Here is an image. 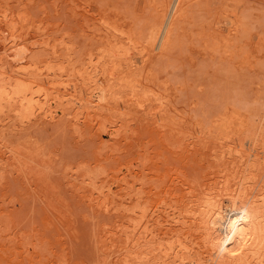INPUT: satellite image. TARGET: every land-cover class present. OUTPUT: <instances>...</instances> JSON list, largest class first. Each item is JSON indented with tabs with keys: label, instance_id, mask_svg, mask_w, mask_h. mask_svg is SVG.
Segmentation results:
<instances>
[{
	"label": "rangeland",
	"instance_id": "1",
	"mask_svg": "<svg viewBox=\"0 0 264 264\" xmlns=\"http://www.w3.org/2000/svg\"><path fill=\"white\" fill-rule=\"evenodd\" d=\"M163 4L0 0V89L16 97L8 102V93L0 94V141L24 147L21 159H0V264H141L136 256L144 228L165 254L180 239L196 259L215 264L192 207L209 190L226 199V187L242 179L258 194L264 0L188 4L171 49L149 66L141 53L161 22ZM122 31L128 36L120 37ZM113 51L128 52L130 60L113 58ZM134 61L140 69L132 74L149 79H108L113 68L129 72ZM73 85L79 98L91 99L103 87L111 98L100 108L79 104ZM19 92L27 99L33 93L34 103L22 106Z\"/></svg>",
	"mask_w": 264,
	"mask_h": 264
},
{
	"label": "bare ground",
	"instance_id": "2",
	"mask_svg": "<svg viewBox=\"0 0 264 264\" xmlns=\"http://www.w3.org/2000/svg\"><path fill=\"white\" fill-rule=\"evenodd\" d=\"M202 0H164L163 4V14L161 15V22L158 25V27L152 32V36L150 34V40L151 43L148 47H145L143 49L142 53L141 51L139 53L144 54L146 53V59L144 58V62L148 63L150 66L153 58L155 60L160 56L165 55L172 47L173 45V36L175 29L177 27L178 21H180V18L184 15V12L190 3H195V2H200ZM200 5V3L198 4ZM197 7V6H196ZM194 7V8H196ZM124 29V28H123ZM118 32V30H116ZM129 32V31H128ZM126 37L128 36L126 32L122 31L120 32V37ZM130 36V35H129ZM113 39V38H111ZM116 39V38H115ZM128 42L133 46L137 47L138 44L137 42L134 43L132 38L128 37L126 38ZM114 40V39H113ZM110 44V40L108 41ZM139 43V42H138ZM107 44V43H106ZM116 47V46H115ZM123 48V47H122ZM194 50V49H193ZM109 54V52H107ZM106 53V54H107ZM107 54V55H108ZM129 53L124 51V54L122 51H113L111 56L113 58H125L130 60V56L128 55ZM100 55V54H99ZM157 57V58H156ZM92 58V57H91ZM117 60V59H116ZM127 60V61H128ZM132 60V59H131ZM143 60V59H142ZM149 60V62H148ZM100 61V60H99ZM93 62V61H91ZM143 62V61H141ZM143 62V63H144ZM154 62V61H153ZM152 62V63H153ZM126 63V62H125ZM150 63V64H149ZM92 65V64H91ZM138 61H134L130 65V71L125 72L122 70L120 67L113 68L111 75V78H108L109 80H116V81H121V83H131L137 80V82L145 81L147 78L149 79V74L146 73L142 77V80L137 79L135 75L132 74V71H136L138 73ZM146 64V66L148 67ZM152 65V64H151ZM146 67V68H147ZM51 68V67H50ZM138 68V69H137ZM26 69V68H25ZM136 69V70H135ZM21 70V69H20ZM54 70V69H53ZM86 70V69H85ZM110 70V69H109ZM23 71V70H22ZM25 71V70H24ZM23 71V73H24ZM99 71V70H98ZM150 71V70H149ZM100 72V71H99ZM145 72V71H144ZM154 73V72H153ZM3 74V73H2ZM98 74V73H97ZM121 74L120 77H117V75ZM132 74L134 77H132ZM135 74V73H134ZM49 75V74H48ZM53 75V74H52ZM17 76V75H16ZM55 76V75H54ZM74 77V76H73ZM109 77V76H108ZM8 79V78H7ZM10 79V78H9ZM95 80V79H94ZM98 80V79H97ZM5 81V80H4ZM10 81V80H9ZM18 81V80H15ZM88 81V80H86ZM99 81V80H98ZM101 81V80H100ZM99 81V82H100ZM107 81V80H106ZM160 81V80H159ZM21 80H20V85H21ZM24 82V81H23ZM28 82V81H27ZM26 82V83H27ZM94 82V81H93ZM92 82V83H93ZM103 82V81H102ZM113 82V81H111ZM156 82V81H155ZM25 83V82H24ZM22 83V84H24ZM29 83V82H28ZM91 82H85V86L89 87ZM97 83V81L95 82ZM120 83V82H119ZM162 83V82H161ZM34 85V83H30L29 85ZM98 84V83H97ZM96 84V85H97ZM17 85V84H16ZM19 85V83H18ZM19 85V86H20ZM28 85V88H29ZM99 85V84H98ZM18 86V87H19ZM24 86L23 88H26V85H21L20 87ZM26 86V87H25ZM102 86V85H101ZM93 87V86H92ZM133 87V86H132ZM146 87V86H145ZM9 88V87H8ZM22 88V89H23ZM30 87L31 92L35 93L33 88ZM72 90L71 97H73L75 102L81 104L83 102H96L101 106L107 105L109 102L110 94L107 92V90H100V93L93 92V95L90 99L88 97L89 95L85 94L82 97L79 98L77 89L75 88L74 85L73 87H70ZM107 88V87H106ZM136 88V87H135ZM148 88V87H147ZM17 89V86H16ZM15 89V90H16ZM27 89V88H26ZM25 89V90H26ZM51 89V88H50ZM65 89V88H64ZM67 89V88H66ZM65 89V91H66ZM134 89V88H133ZM2 89H0L1 91ZM6 91V89H3ZM3 90L0 92L4 93ZM18 90V89H17ZM33 90V91H32ZM135 90V89H134ZM137 90V89H136ZM68 91V90H67ZM138 91V90H137ZM151 91V90H150ZM9 92V90H8ZM7 92V93H8ZM29 92V93H31ZM51 92V91H50ZM49 92V93H50ZM70 92V90H69ZM135 92V91H134ZM31 93L29 95V99L26 94V92H19L20 96V104L22 106L24 105H29L30 102L33 101L34 94ZM46 93L44 95V98L47 102L50 101V94ZM66 93V92H65ZM36 94V93H35ZM69 94V93H68ZM165 94V93H164ZM2 95V94H1ZM23 95V96H21ZM130 95V94H129ZM149 95V94H148ZM154 95V94H153ZM157 95V94H156ZM50 96V97H49ZM147 96V95H146ZM158 96V95H157ZM164 96V95H163ZM1 97V96H0ZM4 97V96H3ZM121 97V96H120ZM119 97V99H120ZM137 97L136 94L133 95V99ZM156 97V96H155ZM8 98V102L15 101L16 97L12 96L11 93H8L6 96V99ZM42 98V96H41ZM40 98V99H41ZM128 98V97H127ZM32 99V101H31ZM36 99V98H34ZM95 99V100H94ZM132 99V98H131ZM2 100V99H1ZM0 100V101H1ZM29 100V101H28ZM38 100V99H37ZM142 100V98H141ZM158 100V99H157ZM163 100H165L163 98ZM39 101V100H38ZM43 101V100H42ZM153 101V100H152ZM5 103V101H3ZM7 102V101H6ZM124 102V101H123ZM159 102V101H158ZM34 101L32 102V104ZM53 103V102H52ZM51 103V104H52ZM76 103V104H77ZM132 103V102H131ZM1 104V103H0ZM6 104V103H5ZM16 104V103H15ZM40 104V103H39ZM43 104V103H42ZM50 104V105H51ZM94 104V103H93ZM91 103V105H93ZM104 104V105H103ZM144 104V103H143ZM142 104V105H143ZM4 105V104H3ZM31 105V104H30ZM29 105V107H30ZM46 103L44 104V106ZM46 105V106H47ZM96 105V104H94ZM145 105V104H144ZM143 105V106H144ZM21 106V105H20ZM40 106V105H38ZM45 106V107H46ZM27 107V106H26ZM33 108V106H31ZM79 107V106H78ZM125 107V106H123ZM128 107V106H127ZM132 107V106H131ZM169 107V106H168ZM22 108V107H21ZM25 108V107H24ZM40 108V107H37ZM97 108V107H95ZM100 108V107H99ZM98 108V109H99ZM30 109V108H29ZM46 110L44 108H41V114H46ZM82 110V109H81ZM3 111V110H2ZM20 111H22L20 109ZM28 110L24 109L21 114L24 112H27ZM32 111V110H31ZM40 111V110H39ZM125 111V109H124ZM48 112V111H47ZM18 113V112H17ZM28 113V112H27ZM26 113V114H27ZM51 111L50 114L51 115ZM16 114V113H15ZM19 114V113H18ZM37 114V113H36ZM40 114V113H39ZM33 114L31 113V116ZM53 116L56 114H52ZM21 116V115H20ZM23 116V115H22ZM21 116V119H22ZM29 115H27L28 117ZM48 116V115H47ZM54 116V117H55ZM26 117V119H27ZM161 117V116H160ZM30 118V116H29ZM28 118V119H29ZM51 118H53L51 116ZM162 118V117H161ZM27 121H30V119ZM157 119V118H156ZM25 120V118L23 119ZM26 121V120H25ZM26 121V122H27ZM161 121H163L161 119ZM162 123V122H161ZM167 123V122H166ZM165 123V124H166ZM163 123V125L165 126ZM103 126V124H102ZM196 126V125H195ZM104 127V126H103ZM5 128V127H4ZM163 128V127H162ZM174 131L175 128H173ZM178 130V129H177ZM171 131V129H170ZM179 131V130H178ZM167 132V131H166ZM177 132V131H176ZM182 132V131H181ZM168 133V132H167ZM172 133V132H171ZM179 134V133H177ZM182 134V133H180ZM188 134V133H187ZM200 134V133H199ZM227 135V133H225ZM164 135V134H163ZM162 135V136H163ZM169 135V134H168ZM167 135V136H168ZM202 135V134H201ZM207 135V134H206ZM209 135V134H208ZM171 136V135H170ZM208 137V136H207ZM206 137V138H207ZM230 137V136H229ZM200 138V137H199ZM205 138V137H204ZM209 138V137H208ZM220 139V138H219ZM228 141L231 140V137L228 138L226 137ZM225 139V140H226ZM226 140V141H227ZM223 141V140H222ZM220 143V141L218 140ZM222 143V142H221ZM36 146V145H35ZM222 146V145H221ZM40 147V146H39ZM24 147H16L13 148L9 144H6L5 142L0 141V159L2 160H9L12 159L14 156L15 158H20V156L23 154ZM38 149V148H37ZM43 149V148H42ZM231 150V149H230ZM42 151V150H41ZM235 152V151H234ZM12 156H10L11 154ZM254 152L251 154V158L254 159L256 155H254ZM9 154V156H8ZM8 157H6V156ZM47 155V154H46ZM238 155V154H237ZM5 156V157H4ZM39 156V155H38ZM22 157V156H21ZM25 157V156H24ZM21 159V158H20ZM262 159V158H261ZM15 160V159H14ZM13 161V159H12ZM220 162V161H219ZM248 163V162H247ZM46 164V163H45ZM224 166V165H223ZM21 167V166H20ZM42 167V166H41ZM30 168V166H29ZM222 168V167H221ZM24 169V167H23ZM224 169V168H223ZM235 169V168H234ZM240 169V168H239ZM22 170V169H21ZM25 170V169H24ZM254 170V169H253ZM262 172L261 175L259 176L260 180H257L256 183L258 185L259 191H258V196L254 194V191L257 189V187H254L255 190L252 188V186H246V183H242L239 181L238 184L235 185L236 188L230 189L229 187H226L227 193V198L223 199V193L222 192H215V190H209L206 194H204L205 199L203 202L200 204L196 205V207H192L194 209V214L192 216L193 222L197 225L198 228H202L204 226V229L206 230V237L204 238V244L206 245V248L210 252L209 258L210 260H214L215 257V264H254L255 262L264 263V195H260L262 191H264V186L262 185L264 183L263 178H264V165L261 168ZM33 171V170H32ZM46 171V170H45ZM220 171V170H219ZM226 171V170H225ZM228 171V170H227ZM246 171V170H245ZM225 173V172H223ZM231 173V172H230ZM233 173V171H232ZM35 174V173H34ZM245 174V173H244ZM41 175V173H40ZM38 175V176H40ZM30 176V175H29ZM219 176V175H218ZM245 176V175H244ZM256 176V175H255ZM35 177V176H34ZM37 177V175H36ZM143 177V176H142ZM212 177V176H211ZM222 177V175H221ZM235 178V175H233ZM253 177V176H252ZM45 178V177H44ZM229 178V177H227ZM243 178V177H242ZM250 178V177H249ZM255 178V177H254ZM231 179V178H230ZM248 179V178H247ZM35 180V179H34ZM40 180V179H39ZM42 180V179H41ZM225 181V180H224ZM235 181V180H234ZM238 182V181H237ZM250 182V181H249ZM42 183V182H41ZM223 183V182H222ZM262 183V184H261ZM191 184V183H190ZM225 185V183H224ZM223 185V186H224ZM248 185V184H247ZM252 185V184H251ZM228 186V184H227ZM221 188V187H220ZM49 189V188H48ZM219 191V190H218ZM226 193V192H225ZM203 199V197H202ZM47 200V198H46ZM51 206V205H50ZM189 208V207H188ZM198 209V210H195ZM187 220V219H186ZM70 221V220H69ZM65 222V221H64ZM177 225V224H176ZM185 225V224H184ZM141 228V226H139ZM143 228V227H142ZM114 232V231H113ZM150 231L147 230V228H144L142 236H141V241L139 245H142L140 254L137 253L138 257L136 256V259L140 261L139 263L141 264H205L203 263L202 259H196L195 258V253L192 250H189L187 246L184 245L183 241L177 240L174 244L170 245L167 249V253H164V250L154 248L153 243L156 240L155 236L151 235L150 237ZM208 232V233H207ZM149 233V234H148ZM175 239V238H174ZM117 241V240H116ZM138 245V246H139ZM161 245V244H160ZM159 245V246H160ZM187 245V244H186ZM163 246V244H162ZM167 246V245H166ZM169 246V245H168ZM140 248V247H139ZM164 248V247H163ZM164 253V254H163ZM114 254V253H113ZM137 261V262H138ZM209 262V260H208ZM128 264V263H127ZM138 264V263H137ZM214 264V263H213Z\"/></svg>",
	"mask_w": 264,
	"mask_h": 264
}]
</instances>
